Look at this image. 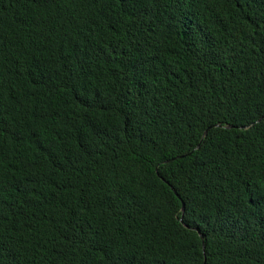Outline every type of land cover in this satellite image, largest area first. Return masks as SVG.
Here are the masks:
<instances>
[{"label": "trees", "instance_id": "trees-1", "mask_svg": "<svg viewBox=\"0 0 264 264\" xmlns=\"http://www.w3.org/2000/svg\"><path fill=\"white\" fill-rule=\"evenodd\" d=\"M0 264H264V0H0Z\"/></svg>", "mask_w": 264, "mask_h": 264}, {"label": "water", "instance_id": "water-1", "mask_svg": "<svg viewBox=\"0 0 264 264\" xmlns=\"http://www.w3.org/2000/svg\"><path fill=\"white\" fill-rule=\"evenodd\" d=\"M206 134V132H205ZM182 210H184V204L182 203ZM201 239H203V236H201Z\"/></svg>", "mask_w": 264, "mask_h": 264}]
</instances>
